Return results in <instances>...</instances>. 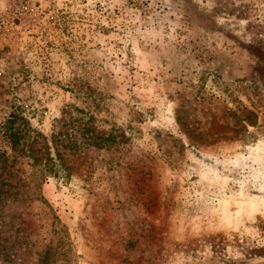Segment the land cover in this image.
I'll list each match as a JSON object with an SVG mask.
<instances>
[{"label": "rangeland", "instance_id": "obj_1", "mask_svg": "<svg viewBox=\"0 0 264 264\" xmlns=\"http://www.w3.org/2000/svg\"><path fill=\"white\" fill-rule=\"evenodd\" d=\"M11 111L70 171L0 195V264H264V0H0Z\"/></svg>", "mask_w": 264, "mask_h": 264}, {"label": "trees", "instance_id": "obj_2", "mask_svg": "<svg viewBox=\"0 0 264 264\" xmlns=\"http://www.w3.org/2000/svg\"><path fill=\"white\" fill-rule=\"evenodd\" d=\"M0 139L3 145L9 149V152L4 149L0 150V195H17L16 191L11 193V189L15 188L17 183L24 185L27 181L37 188L48 175L56 176L62 171L65 177L69 176V161L63 159L55 147L52 149L53 156L49 152V148L42 147V136L35 132L16 112L11 111L0 122ZM109 139V136L105 139L94 137L90 138L89 142L101 148L103 145L106 146L104 143L111 141ZM54 141L62 142L57 137L54 138ZM75 145L74 142L64 139V149H71L73 152ZM44 148L45 151L41 152ZM23 161H25V165L29 166L27 173H22L17 167V164L20 165Z\"/></svg>", "mask_w": 264, "mask_h": 264}]
</instances>
